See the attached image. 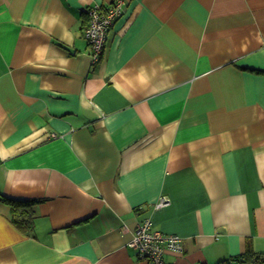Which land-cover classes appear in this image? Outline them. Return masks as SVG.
Instances as JSON below:
<instances>
[{"label":"crops","instance_id":"1","mask_svg":"<svg viewBox=\"0 0 264 264\" xmlns=\"http://www.w3.org/2000/svg\"><path fill=\"white\" fill-rule=\"evenodd\" d=\"M146 220L172 264L264 258V0H0V264H148Z\"/></svg>","mask_w":264,"mask_h":264},{"label":"built area","instance_id":"2","mask_svg":"<svg viewBox=\"0 0 264 264\" xmlns=\"http://www.w3.org/2000/svg\"><path fill=\"white\" fill-rule=\"evenodd\" d=\"M88 21L84 34L91 46L92 65H96L102 56L108 35L115 20L123 14L122 5L117 2L110 5L96 4L87 9ZM53 137L56 134H51ZM168 201L163 196L157 206ZM130 246L137 249L139 257L148 264H172L166 260L168 251L181 252L182 238L178 234H168L152 228L150 220L139 224L130 241Z\"/></svg>","mask_w":264,"mask_h":264},{"label":"trees","instance_id":"3","mask_svg":"<svg viewBox=\"0 0 264 264\" xmlns=\"http://www.w3.org/2000/svg\"><path fill=\"white\" fill-rule=\"evenodd\" d=\"M88 21V19H87ZM87 23L84 25L86 28ZM5 202L12 206L13 222L25 231H32L36 218V210L34 208L37 201L35 200H16L2 197ZM218 264H264V258L256 252L248 250L245 253L234 256L231 260H222Z\"/></svg>","mask_w":264,"mask_h":264}]
</instances>
